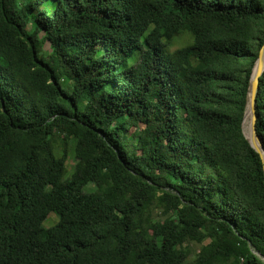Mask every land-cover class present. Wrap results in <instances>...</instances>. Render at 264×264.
<instances>
[{
	"label": "trees",
	"instance_id": "16d2710c",
	"mask_svg": "<svg viewBox=\"0 0 264 264\" xmlns=\"http://www.w3.org/2000/svg\"><path fill=\"white\" fill-rule=\"evenodd\" d=\"M263 44L264 0H0V264H264Z\"/></svg>",
	"mask_w": 264,
	"mask_h": 264
},
{
	"label": "water",
	"instance_id": "95a60500",
	"mask_svg": "<svg viewBox=\"0 0 264 264\" xmlns=\"http://www.w3.org/2000/svg\"><path fill=\"white\" fill-rule=\"evenodd\" d=\"M264 49V44L259 50L257 59L255 60L251 74L249 77L247 96H246V105L241 123V131L244 138L247 140L251 148L259 155L262 165H263V173H264V148L262 147L258 136L255 130V99L258 90V79L264 70V61L262 57V52ZM246 121V128L248 129V133H245L244 125ZM255 255L260 257L264 263V257H262L258 252L253 251Z\"/></svg>",
	"mask_w": 264,
	"mask_h": 264
},
{
	"label": "rangeland",
	"instance_id": "374dc122",
	"mask_svg": "<svg viewBox=\"0 0 264 264\" xmlns=\"http://www.w3.org/2000/svg\"><path fill=\"white\" fill-rule=\"evenodd\" d=\"M178 46L179 45H173L170 49L177 48ZM46 48H47V46H46ZM246 132L248 133L247 128H246ZM73 163H74V161H70V164H73ZM55 221H56V218L53 215H51L45 220L44 225L45 226H51L53 223H55Z\"/></svg>",
	"mask_w": 264,
	"mask_h": 264
},
{
	"label": "bare ground",
	"instance_id": "6f19581e",
	"mask_svg": "<svg viewBox=\"0 0 264 264\" xmlns=\"http://www.w3.org/2000/svg\"><path fill=\"white\" fill-rule=\"evenodd\" d=\"M262 57H263V61H264V49H263V52H262ZM246 126H247V124H246V121H245L244 130H245V133L247 134Z\"/></svg>",
	"mask_w": 264,
	"mask_h": 264
}]
</instances>
